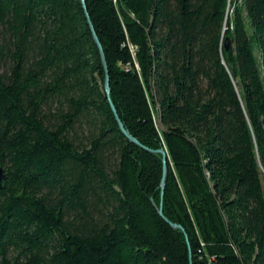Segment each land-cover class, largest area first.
Segmentation results:
<instances>
[{
    "label": "trees",
    "instance_id": "obj_1",
    "mask_svg": "<svg viewBox=\"0 0 264 264\" xmlns=\"http://www.w3.org/2000/svg\"><path fill=\"white\" fill-rule=\"evenodd\" d=\"M0 166V264H264V0H0Z\"/></svg>",
    "mask_w": 264,
    "mask_h": 264
},
{
    "label": "water",
    "instance_id": "obj_2",
    "mask_svg": "<svg viewBox=\"0 0 264 264\" xmlns=\"http://www.w3.org/2000/svg\"><path fill=\"white\" fill-rule=\"evenodd\" d=\"M90 27H91V25H90ZM91 29H92V27H91ZM93 37H94V40H95V42H96V44H97V46H98V48H99L100 54H101V56L103 57L101 46H100V44H99V42H98V40H97V38H96V35H95L94 33H93ZM229 43H230V41H229V37H225V39H224V47H225L226 49L228 48ZM105 89H106V91L108 92V81H107V78H106V80H105ZM110 105H111V108H112L113 112L116 114V111H115L113 105H112V104H110ZM117 121H118L119 126H120V128L122 129V131H123V132H124L129 138H130V140L133 141V142H136V140H135L134 138H132V137L126 132V130L123 129V126H122V124L120 123V121H119L118 119H117ZM156 152H157V153H160V154L162 155V162H163V175H162V178H161L160 186H161V190H163V188H164V183H165V179H166V172H167V169H166V158L168 157V155H167V153L165 152L164 149H158V150H156ZM5 178H6L5 168H3L2 166H0V188H1V186H2V181H3Z\"/></svg>",
    "mask_w": 264,
    "mask_h": 264
}]
</instances>
